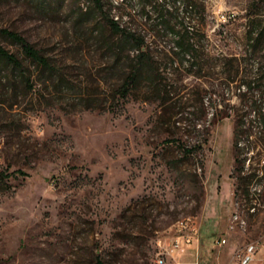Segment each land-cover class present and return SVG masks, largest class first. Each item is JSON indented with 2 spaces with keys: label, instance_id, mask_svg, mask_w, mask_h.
<instances>
[{
  "label": "rangeland",
  "instance_id": "1",
  "mask_svg": "<svg viewBox=\"0 0 264 264\" xmlns=\"http://www.w3.org/2000/svg\"><path fill=\"white\" fill-rule=\"evenodd\" d=\"M107 17L154 59L124 105ZM1 27L58 71L0 60V264H264V0H0Z\"/></svg>",
  "mask_w": 264,
  "mask_h": 264
},
{
  "label": "trees",
  "instance_id": "2",
  "mask_svg": "<svg viewBox=\"0 0 264 264\" xmlns=\"http://www.w3.org/2000/svg\"><path fill=\"white\" fill-rule=\"evenodd\" d=\"M96 1L99 2L100 0ZM107 20L112 29V33L109 36V40L107 42L115 52L114 61L116 66L123 60L121 52H124L126 49L129 51V65H127V67L122 65L124 68V74L121 76V84L117 89L119 94L125 97L123 99L124 105V103L128 101L127 97L141 85L143 74L146 72L148 67L154 64V59L144 35L131 29L122 27L114 17H107ZM0 36L16 44L23 55L20 56V54L8 50L0 44V60L5 62L16 74V77L22 78L28 86H32L33 73H31L30 70L31 66H35L40 72H48L51 74V76H55V74H57L58 69L51 58L45 55L22 33L10 28L1 27ZM182 40L183 39H181V36H179L178 45L180 48L182 47L183 49V46L190 48L192 46L191 43H186V41ZM134 51L136 53L132 55V52ZM27 62H29V64H27ZM119 102L120 100H117L118 104ZM89 106L90 105H88V107ZM111 108L117 110L115 106H112ZM19 172L21 174L28 175V173L22 170H19ZM5 175V171H0V178H4ZM97 264L106 263L101 257H98Z\"/></svg>",
  "mask_w": 264,
  "mask_h": 264
},
{
  "label": "built area",
  "instance_id": "3",
  "mask_svg": "<svg viewBox=\"0 0 264 264\" xmlns=\"http://www.w3.org/2000/svg\"><path fill=\"white\" fill-rule=\"evenodd\" d=\"M120 2H123V0H120ZM237 218H239V215H237ZM238 224L245 226V223H234L232 227ZM198 241H199V232L197 231L196 227L190 225L189 220H187L184 224H179L173 242L169 247H166L165 252L173 256H175L176 254H182L188 248L193 247L195 242L198 243ZM226 241L227 239L223 238L221 242L225 243ZM257 250L258 248L256 244L252 243L247 245L246 251L242 256V264H250L251 261L254 259ZM157 262L161 264L162 262L161 256L158 257Z\"/></svg>",
  "mask_w": 264,
  "mask_h": 264
},
{
  "label": "crops",
  "instance_id": "4",
  "mask_svg": "<svg viewBox=\"0 0 264 264\" xmlns=\"http://www.w3.org/2000/svg\"><path fill=\"white\" fill-rule=\"evenodd\" d=\"M195 227H196V229H197V231L199 232V235H200L199 228H198L197 226H195ZM196 245H197V242H195V244L193 245V247L188 248L187 250L194 249V248L196 247ZM187 250H186V251H187ZM186 251H185V252H186Z\"/></svg>",
  "mask_w": 264,
  "mask_h": 264
},
{
  "label": "bare ground",
  "instance_id": "5",
  "mask_svg": "<svg viewBox=\"0 0 264 264\" xmlns=\"http://www.w3.org/2000/svg\"><path fill=\"white\" fill-rule=\"evenodd\" d=\"M117 3V2H116ZM187 221V220H186ZM186 221H182L181 223H179V224H184Z\"/></svg>",
  "mask_w": 264,
  "mask_h": 264
}]
</instances>
